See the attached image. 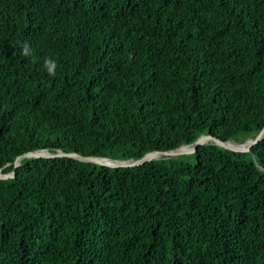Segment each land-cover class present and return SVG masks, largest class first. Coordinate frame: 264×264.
<instances>
[{
    "label": "trees",
    "instance_id": "obj_1",
    "mask_svg": "<svg viewBox=\"0 0 264 264\" xmlns=\"http://www.w3.org/2000/svg\"><path fill=\"white\" fill-rule=\"evenodd\" d=\"M263 127L264 0H0L4 174L35 150L139 160ZM0 264H264V140L24 159L0 180Z\"/></svg>",
    "mask_w": 264,
    "mask_h": 264
},
{
    "label": "water",
    "instance_id": "obj_2",
    "mask_svg": "<svg viewBox=\"0 0 264 264\" xmlns=\"http://www.w3.org/2000/svg\"><path fill=\"white\" fill-rule=\"evenodd\" d=\"M263 140H264V127L255 136V138L250 139L243 144H238L232 141H222L214 137L211 134H207V135L200 136L192 144L184 145V146H181L174 150H169V151L150 152L139 160H115L111 158H101V157H95V156L83 157L77 153H66L61 150L57 151L56 153H50L47 150H35V151L26 153L16 158L14 162V172L13 173L11 174L3 173L4 170L9 168L11 165H7L6 167L1 168L0 169V180L14 177L17 169L20 167V164L24 159H40V158L52 159V158L68 157V158L78 159L80 161H84L87 163H92V164H96L100 166H106V167H110L114 169L135 168V167H141L153 160L160 159L162 157H177V156H182V155L195 154L201 146L207 144L208 142H212L214 145H217L223 149H226V150H229L235 153H239V154L251 153L252 148Z\"/></svg>",
    "mask_w": 264,
    "mask_h": 264
},
{
    "label": "clouds",
    "instance_id": "obj_3",
    "mask_svg": "<svg viewBox=\"0 0 264 264\" xmlns=\"http://www.w3.org/2000/svg\"><path fill=\"white\" fill-rule=\"evenodd\" d=\"M33 54L32 49L29 45L25 44L21 49V55L24 57H30ZM57 62L55 59L49 57L43 60L42 71L45 72L49 77H55L57 75Z\"/></svg>",
    "mask_w": 264,
    "mask_h": 264
}]
</instances>
